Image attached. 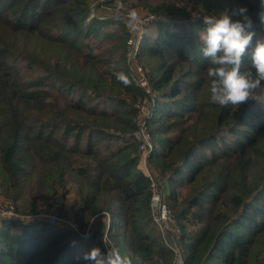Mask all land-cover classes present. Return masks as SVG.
<instances>
[{
	"label": "rangeland",
	"instance_id": "obj_1",
	"mask_svg": "<svg viewBox=\"0 0 264 264\" xmlns=\"http://www.w3.org/2000/svg\"><path fill=\"white\" fill-rule=\"evenodd\" d=\"M42 1L38 0L37 6V2L28 0H0L2 69L5 65L16 68L22 73V81L35 85L42 83L39 88H28L26 85L24 91L43 89L45 97L62 92L67 100L79 101L83 109L77 112V117L89 121L91 129L88 131L81 127L79 130L81 134L75 138V142L80 147L87 145L85 141L93 148L105 142L115 147L129 145L131 141L139 157L136 166L142 170L147 165V170L162 186L168 206L171 203L169 208L172 215H177L185 226L183 245L190 241V235L199 233L208 219L217 213H223L230 219L239 208L234 205V201L252 198L255 188L264 181V107L259 106L263 114L255 112L258 106L252 109V115L247 120L250 123L236 121L237 117H234L232 123L226 126L223 117L225 114L222 113L227 110L232 112L237 108H222L211 102V81L207 75L209 63L202 55V43L198 34L205 28L204 15L247 7L254 20L255 31L248 50L249 55L246 57L245 65H248L256 42L264 40V24H261L256 15L260 11L259 0H108L100 1L93 8L92 4L97 0H86L85 11L81 13L76 12L81 6L75 0H62L59 4L55 0H49L45 8L46 15L28 18L30 12L41 9ZM130 13H149L154 16V20L141 29L140 41L143 42L140 45L139 41L135 55V61L142 66L149 85L155 90V95L149 98L150 108L144 105L147 98L143 91L138 87L139 93L133 92L125 78L120 76L122 61L119 56L124 51L125 35L120 33L119 28L126 27L130 36L131 29L123 19ZM237 18L239 17H234ZM157 21L175 24L182 36L189 34L190 39L195 36L193 40L198 42L202 66H198L196 62L173 58L172 55L159 58L145 50L144 45L154 40L152 35ZM66 38V42H63ZM126 50V65L129 70L131 61L127 44ZM167 66H170L171 76L166 87L172 83L179 92L163 101L169 107L170 115H159L155 118L153 108L159 90L154 87L153 82ZM256 95L257 100L247 102L250 108H253V102L264 105V87ZM175 106H179L181 110L178 111ZM95 108L106 111L107 117L102 119L94 116ZM129 118L132 128L125 126ZM159 124H165L163 132L158 128L161 127ZM230 126L233 128H228ZM140 127L149 136L152 144L147 156L143 155V140L138 137ZM149 130L161 134H153L152 138ZM210 133L213 136L210 137ZM68 135V143L71 144L74 131H70ZM184 136L190 138V141L193 140L192 137L203 139L196 145L191 158L193 161L197 159L200 171L192 181L177 183L175 196L169 201L166 177L160 172L154 156L164 139ZM143 157L146 159L143 160ZM164 159L168 161L169 157ZM208 159L209 163L206 164ZM214 179H219L221 191L210 186ZM76 180L78 178L75 175H65L57 182L45 177L36 184L33 176L29 191L14 201L20 213L32 216L24 223L46 222L40 214L47 210L54 198L62 200L61 213L77 217L75 209L80 195ZM51 182H56V189L47 192L45 187ZM0 192L6 196L1 185ZM211 192L217 194L208 199ZM194 196L204 197L199 206L190 205L189 201ZM105 212L109 213V210L103 208L89 216L83 214V218L77 219L85 229L91 230L105 221ZM258 237L264 243V232ZM258 245L256 251H259ZM0 257L5 259V263H15L12 256L0 253Z\"/></svg>",
	"mask_w": 264,
	"mask_h": 264
},
{
	"label": "trees",
	"instance_id": "obj_2",
	"mask_svg": "<svg viewBox=\"0 0 264 264\" xmlns=\"http://www.w3.org/2000/svg\"><path fill=\"white\" fill-rule=\"evenodd\" d=\"M61 1L55 0V3L59 4ZM75 1L81 6L76 12H84L86 0ZM28 2H37V6L39 4L38 0ZM48 3L49 0H43L41 9L30 12L28 18L46 15ZM119 30L125 35L124 51L119 56L122 61L120 76L138 94L139 89L126 65V42L130 32L124 26ZM179 33L181 32L177 31L175 24L157 21L152 35L154 40L144 45L145 50L159 58L172 55L173 58L196 62L198 66H202L198 42L193 40L195 36L190 39L189 34L184 33L187 35L182 36ZM142 42L140 41V45ZM169 71L171 72L170 66L165 67L153 82L154 87L159 90L153 108L155 118L170 115L169 107L163 101L179 92L172 83L166 87L171 76ZM41 84L22 81V73L18 69L6 65L2 69L0 65V185L5 195L13 201L19 199L31 188L33 176L36 183L45 177L57 182L65 175H75L80 195L75 209L77 217L83 218V214L89 216L107 208L111 215L108 236L121 253L133 250L142 255L146 264H170L173 253L151 215L150 179L136 166L139 157L132 142L115 147L105 142L93 148L85 141L87 145L80 147L75 142V138L81 134L79 130L81 127L91 130L89 121L77 117V112L83 109V105L79 101L67 100L62 92L45 97L43 89L23 90L26 85L28 88H39ZM249 103L235 111L227 110L222 113L225 115L220 116L226 120V126L232 123L234 117H237L236 121L250 123L247 120L252 115V109L257 106L255 112L263 114L259 106L264 105L253 102V108H250ZM190 104L188 103L189 106ZM174 108L181 110L179 106ZM93 112L99 118L107 117L104 110L98 111L95 108ZM130 120L131 118L125 126L132 128ZM164 125L159 124L161 127H158L162 132L165 130ZM70 131H74L71 144L68 143ZM149 131L152 138L153 134H161ZM212 133L209 134L210 137L213 136ZM192 138L190 141L187 136L176 139L167 137L154 156L160 172L166 177L169 201L175 196L177 183L192 181L200 171L197 159L193 161L191 158L196 145L203 139ZM168 157L169 160L166 161L164 158ZM218 181L219 179H214L210 186L221 191ZM56 182L46 185L47 192L56 189ZM216 194L211 192L208 199ZM252 195L251 199L234 201V205L239 208L235 214L232 213L230 219L223 213H217L208 219L199 233L189 236L190 241L185 245L182 242L186 229L176 215L181 228L180 242L186 254L185 264H264V243L258 237L264 232V218L261 217L264 216V181L255 188ZM203 198L194 196L189 203L199 206ZM169 206L171 207V203ZM178 215L181 213L178 212ZM2 223L0 253L12 256L15 260V263H5V259H0L3 264H86L82 259L84 253L94 246L103 250L101 233L104 222L98 224L87 238L42 221L18 223L6 220ZM81 226L85 229L82 223ZM257 244L259 251H256Z\"/></svg>",
	"mask_w": 264,
	"mask_h": 264
},
{
	"label": "clouds",
	"instance_id": "obj_3",
	"mask_svg": "<svg viewBox=\"0 0 264 264\" xmlns=\"http://www.w3.org/2000/svg\"><path fill=\"white\" fill-rule=\"evenodd\" d=\"M259 8L256 15L264 24V0H259ZM203 23L205 28L198 35L202 55L209 63L211 102L222 108L236 109L257 100L256 93L264 87V40L256 42L250 53V63L245 65V56L249 55L255 36L254 20L247 7L204 15ZM103 243L105 250L94 246L83 254L86 264H146L136 251L121 253L115 247H108L104 237Z\"/></svg>",
	"mask_w": 264,
	"mask_h": 264
},
{
	"label": "built area",
	"instance_id": "obj_4",
	"mask_svg": "<svg viewBox=\"0 0 264 264\" xmlns=\"http://www.w3.org/2000/svg\"><path fill=\"white\" fill-rule=\"evenodd\" d=\"M100 1L105 2L108 0H97L92 4V8ZM123 19L125 20V24H127V26L131 29V34L127 39L128 56L129 60L131 61L129 63V72L137 87H139L143 91V94L147 98V100H144V105L150 108L151 103L149 101V98L155 95V90L149 85L142 66L135 61V55L139 46L141 29L143 28V26H146L150 22H152L154 20V16L149 13H146L144 15L130 13L126 17H123ZM138 137L142 138L143 140V155L147 156L146 153L150 151L152 144L149 136L144 133L142 127H140ZM143 159H146V157H143ZM142 170L144 174L150 179V208L152 218L158 225L164 241L170 247L173 253V258L170 264H185L186 256L180 242L181 228L178 225L176 217H174V215H172L171 213V210L165 198L163 188L159 184V182H157V179L147 170V165L146 167H142ZM62 204L63 203L60 198H54L47 210L42 212L40 216L50 225L57 226L64 230H69L83 238L89 237L90 228L83 229L81 223L74 215L60 212ZM104 215L106 218L101 233L103 250L106 249V246L103 243V237L105 238L108 247L117 248L108 236V229L111 224L110 213L105 212ZM28 217L30 218L32 216L23 215L22 213H20L18 211L16 203L0 192V223L6 220H13L24 223L27 222L25 220H27Z\"/></svg>",
	"mask_w": 264,
	"mask_h": 264
},
{
	"label": "water",
	"instance_id": "obj_5",
	"mask_svg": "<svg viewBox=\"0 0 264 264\" xmlns=\"http://www.w3.org/2000/svg\"><path fill=\"white\" fill-rule=\"evenodd\" d=\"M95 230H96V226L93 227V229L90 230L91 231L90 233L92 234Z\"/></svg>",
	"mask_w": 264,
	"mask_h": 264
},
{
	"label": "bare ground",
	"instance_id": "obj_6",
	"mask_svg": "<svg viewBox=\"0 0 264 264\" xmlns=\"http://www.w3.org/2000/svg\"><path fill=\"white\" fill-rule=\"evenodd\" d=\"M143 160H145V159H143ZM144 163V162H143Z\"/></svg>",
	"mask_w": 264,
	"mask_h": 264
}]
</instances>
